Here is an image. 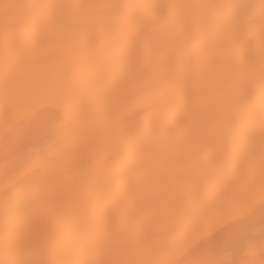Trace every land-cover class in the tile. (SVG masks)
<instances>
[{"label": "bare ground", "instance_id": "1", "mask_svg": "<svg viewBox=\"0 0 264 264\" xmlns=\"http://www.w3.org/2000/svg\"><path fill=\"white\" fill-rule=\"evenodd\" d=\"M0 264H264V0H0Z\"/></svg>", "mask_w": 264, "mask_h": 264}]
</instances>
